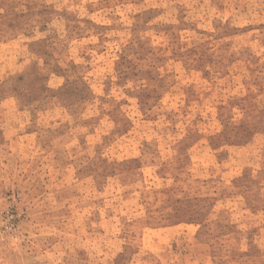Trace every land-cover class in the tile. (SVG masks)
<instances>
[{
    "label": "rangeland",
    "instance_id": "obj_1",
    "mask_svg": "<svg viewBox=\"0 0 264 264\" xmlns=\"http://www.w3.org/2000/svg\"><path fill=\"white\" fill-rule=\"evenodd\" d=\"M0 264H264V0H0Z\"/></svg>",
    "mask_w": 264,
    "mask_h": 264
}]
</instances>
